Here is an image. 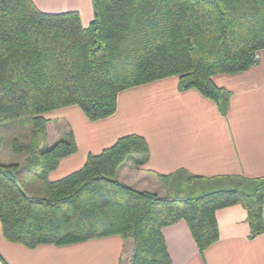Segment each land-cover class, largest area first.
<instances>
[{
	"label": "trees",
	"instance_id": "obj_1",
	"mask_svg": "<svg viewBox=\"0 0 264 264\" xmlns=\"http://www.w3.org/2000/svg\"><path fill=\"white\" fill-rule=\"evenodd\" d=\"M92 8L83 25L75 10L51 13L32 0H0V122L30 124L24 139L10 142L15 159L0 161L4 238L34 247L119 235L132 240L128 264H169L164 226L184 220L202 252L218 239L216 210L234 204L246 211L250 237L263 233L264 176L178 169L159 174L164 193L139 189L117 178L127 156L148 153L146 139L132 133L49 180L77 146L71 129L51 145L44 140L47 112L78 105L90 120L105 118L120 91L169 76L226 115L231 92L212 77L257 62L264 0H92Z\"/></svg>",
	"mask_w": 264,
	"mask_h": 264
},
{
	"label": "crops",
	"instance_id": "obj_2",
	"mask_svg": "<svg viewBox=\"0 0 264 264\" xmlns=\"http://www.w3.org/2000/svg\"><path fill=\"white\" fill-rule=\"evenodd\" d=\"M32 2L45 12L75 10L83 25L93 17L92 0ZM212 78L231 92L226 115L197 89L179 90L177 76L120 91L115 112L105 118L90 120L78 105L47 112V145L71 129L77 146L47 178L63 177L81 167L88 153L132 133L146 139L148 153L127 156L117 178L139 189L164 191L159 174L178 169L201 176H264V49L246 71ZM216 219L218 239L202 252L184 220L164 226L169 264H264V232L250 237L241 205L217 209ZM132 247L119 235L27 247L6 240L0 225V264H128Z\"/></svg>",
	"mask_w": 264,
	"mask_h": 264
},
{
	"label": "rangeland",
	"instance_id": "obj_3",
	"mask_svg": "<svg viewBox=\"0 0 264 264\" xmlns=\"http://www.w3.org/2000/svg\"><path fill=\"white\" fill-rule=\"evenodd\" d=\"M29 127H30V124L28 120L23 119V118L0 122V136L2 139V147L0 150V161L9 162L15 159V156L10 151V142L14 137H17L19 139H24L25 135L27 134L29 130ZM47 143L48 142L45 137L44 144H47ZM135 154H138V153H135ZM135 154H131L129 156L132 157ZM27 192L32 193L31 190H27ZM159 192L164 193V191H159ZM36 193L40 194V191H37ZM127 240H129V242H132V240L129 238Z\"/></svg>",
	"mask_w": 264,
	"mask_h": 264
},
{
	"label": "built area",
	"instance_id": "obj_4",
	"mask_svg": "<svg viewBox=\"0 0 264 264\" xmlns=\"http://www.w3.org/2000/svg\"><path fill=\"white\" fill-rule=\"evenodd\" d=\"M258 59H259V54H255L254 60H258Z\"/></svg>",
	"mask_w": 264,
	"mask_h": 264
}]
</instances>
